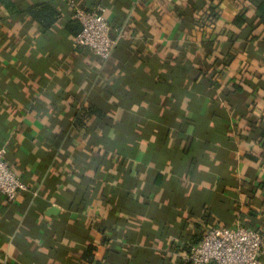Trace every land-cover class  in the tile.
<instances>
[{"label": "crops", "instance_id": "1", "mask_svg": "<svg viewBox=\"0 0 264 264\" xmlns=\"http://www.w3.org/2000/svg\"><path fill=\"white\" fill-rule=\"evenodd\" d=\"M75 1L105 9L108 60L69 0H0V146L28 186L0 194V264H188L213 224L264 232L252 0Z\"/></svg>", "mask_w": 264, "mask_h": 264}, {"label": "built area", "instance_id": "2", "mask_svg": "<svg viewBox=\"0 0 264 264\" xmlns=\"http://www.w3.org/2000/svg\"><path fill=\"white\" fill-rule=\"evenodd\" d=\"M69 6L81 25L73 45L88 48L101 59L108 60L117 40L109 35L105 9L102 6L86 9L75 0H69ZM6 154V146H0V194L12 202L28 186L10 166ZM263 254L264 232L261 230L216 223L206 229L200 242L184 254V259L189 264H264Z\"/></svg>", "mask_w": 264, "mask_h": 264}, {"label": "trees", "instance_id": "3", "mask_svg": "<svg viewBox=\"0 0 264 264\" xmlns=\"http://www.w3.org/2000/svg\"><path fill=\"white\" fill-rule=\"evenodd\" d=\"M76 2V1H75ZM77 3V2H76ZM253 7L255 8V12L256 13H259L262 17V20H261V23H264V0H252L251 1ZM78 4V3H77ZM81 6V5H80ZM83 7V6H82ZM35 8V7H34ZM33 8V10H34ZM85 8V7H84ZM210 16L209 17H218V13L215 12V10L212 8V11L210 12L209 14ZM75 21H77L75 19ZM247 18H245L244 16H237L236 19H235V23L237 24H242L244 22H247ZM81 30V29H80ZM93 108V107H91ZM93 111L95 110L94 108L92 109ZM94 112H97V111H94ZM260 138L264 140V133H262L260 135ZM94 247L93 246H89L81 255H82V258L88 260V261H92L93 258H94ZM187 263L189 264V262L187 261Z\"/></svg>", "mask_w": 264, "mask_h": 264}, {"label": "water", "instance_id": "4", "mask_svg": "<svg viewBox=\"0 0 264 264\" xmlns=\"http://www.w3.org/2000/svg\"><path fill=\"white\" fill-rule=\"evenodd\" d=\"M52 211H55V209H54V208H52Z\"/></svg>", "mask_w": 264, "mask_h": 264}]
</instances>
